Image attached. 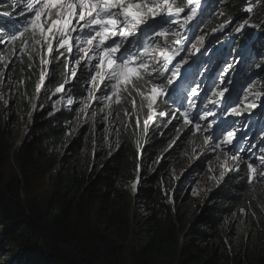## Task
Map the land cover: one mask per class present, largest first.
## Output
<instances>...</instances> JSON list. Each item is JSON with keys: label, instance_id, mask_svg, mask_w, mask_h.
Returning <instances> with one entry per match:
<instances>
[{"label": "trees", "instance_id": "16d2710c", "mask_svg": "<svg viewBox=\"0 0 264 264\" xmlns=\"http://www.w3.org/2000/svg\"><path fill=\"white\" fill-rule=\"evenodd\" d=\"M246 1L221 0L223 10L210 26L224 28L218 45L231 47L230 58L236 54L239 80L264 93V0H252L254 15L242 12ZM39 61L29 49L24 64L9 75L19 95L13 101L0 96V264H264V184L254 190L231 177L207 201L196 177L186 191L177 190L174 173L202 137L162 96L156 107L173 114L172 122L144 123L136 141L125 137L114 154L99 151L88 170L81 163L84 136L67 135L62 113L45 106L32 114L27 134L17 136L5 106L14 103L27 118ZM165 127L177 128V136L156 137ZM230 160L219 149L196 162L194 176H210ZM241 208L250 215L242 229L236 219Z\"/></svg>", "mask_w": 264, "mask_h": 264}, {"label": "snow or ice", "instance_id": "6c2138e0", "mask_svg": "<svg viewBox=\"0 0 264 264\" xmlns=\"http://www.w3.org/2000/svg\"><path fill=\"white\" fill-rule=\"evenodd\" d=\"M199 5L200 0H187L185 4H179L177 0H26L19 13L23 20L16 19L10 24L0 26V51L10 50L15 54L16 45L19 43L21 53L25 49L36 51L41 56V64H47L49 60L43 53L46 52L47 56L51 57L55 45L57 55L54 60H58L66 52L68 59L73 61L71 77L76 76V68L83 60L93 73L90 78L91 85L97 90L100 85H104L106 93L101 97H95L89 89V99L94 102L97 99L106 102L115 95L118 103L120 92H128V95H131V88L142 97V104L147 102L151 119L153 104L157 98L168 95L163 82L151 83V80L156 78L154 74L162 75L163 72L169 71V65H172L170 75L164 77L167 84L172 85L181 65L187 63V56H180V53L186 50H169L167 37L170 33L175 36L174 43L177 45L186 40L181 32L172 31V26L183 27L192 21ZM186 9L187 13L181 18ZM252 10L250 5L247 11ZM157 38H163V46ZM191 48L199 52L196 44H191ZM177 56H180V59L173 64ZM45 76L46 73H42L41 83ZM146 85H150L147 95L141 91ZM63 88L61 85L55 92L60 93ZM225 91L227 89L219 93L214 91L212 95L223 97ZM189 93L191 96L198 95L196 88L189 89ZM68 103L71 104L72 100L69 99ZM132 103L135 106L134 99ZM212 103L219 104L220 100ZM229 110L236 112V108L229 109L226 105L225 112ZM181 114L186 123L193 124L196 131L206 132L213 127V122L203 126L198 122L212 115L210 111L197 113L196 121L188 119L187 111ZM144 123L146 127L147 120ZM139 124L137 117L136 125ZM213 136L216 137V142L211 144L210 148L215 151L221 149L222 145H233L235 132L217 125L211 135L204 137L205 142L211 141ZM232 158L237 157L234 155ZM246 167L250 173L246 181L248 185L251 186L255 180L264 182V172L257 176V170L251 163ZM234 170L239 171V168ZM223 175L224 172H221V176ZM241 211L243 212V209Z\"/></svg>", "mask_w": 264, "mask_h": 264}, {"label": "clouds", "instance_id": "9594fccd", "mask_svg": "<svg viewBox=\"0 0 264 264\" xmlns=\"http://www.w3.org/2000/svg\"><path fill=\"white\" fill-rule=\"evenodd\" d=\"M3 15L4 14L0 15V17ZM11 18L12 19L10 20V16H7L5 17V19H2V21L8 22L19 19L17 12L14 13V15L11 16ZM4 25L7 24L3 22L0 23V26H4ZM73 50L76 51L75 47L73 48ZM26 52H29V49H25L24 53ZM17 54L19 53L13 54L10 50L0 51V57H2V59H0V80L4 81L6 77H9V75L17 68L18 65L24 64L25 59H23V57L21 56L17 57ZM43 54L45 58L49 60V63L41 64V56L39 55L40 61L33 75L34 76L33 96L39 90H47L48 92H50L47 95L43 94V97L47 102L46 107H48L53 111L54 104L58 105V108H60V111L58 112L64 115L63 123H64V127L66 128L67 135L68 136L72 135L73 138L75 137L79 138L81 136H84L85 149L88 146H90V149H92V154L94 157L99 151L102 153H105L107 151H109L111 154L116 153L121 148L125 140V137H128V139L131 142L136 141V139L140 137V133L144 125V122L147 120V122L152 123L156 121V118L159 116V112L156 109H152V113H151L152 118L149 119V115H150L149 109L147 110L146 113H142L145 110V108H147V102L144 101L142 104V99L136 98L133 95L130 96H132L135 99V106L131 104H123L126 106L120 107L119 105L121 103H117V102L114 103V99L116 98V96H112V99L110 101L105 102L97 99L94 102L93 100L89 99L88 96L89 89H91L95 97H101L102 94H105L106 92L99 93L96 90V88L91 85L90 78L93 73L92 71L89 70V68L86 65H84L81 62L78 67L79 71L76 73L74 80L72 78L69 79L67 78L68 75H66L67 73L66 70L63 71L64 56L60 57L58 60L53 59L57 55L55 51V45L51 57H48L46 52H44ZM3 73L5 75L1 77ZM42 73H46L44 80L46 79H51V80L47 82L43 80V85L40 86L39 84H41ZM66 81L68 82L66 83ZM61 85L64 86L63 91L60 93H56L55 89ZM77 86H81V89H83V91L77 92L76 91ZM192 88L195 87L189 85L188 87L184 88L182 92L187 93L189 89ZM119 95L120 97H123L125 95H128V92L124 93L121 91ZM160 97L161 96H159L156 101H159ZM211 97L212 96H210L209 98ZM69 98L72 100L71 104L68 103ZM201 106L205 107V103L203 105H197L198 108ZM106 112L108 114H106ZM187 113L189 115L188 110ZM257 115L258 114L255 113L252 116L253 119L258 118ZM137 117L139 118L140 121L139 126L136 125ZM189 117L192 120H196L197 111L194 113L192 117L190 115ZM212 118L214 119L213 116ZM172 120L173 119L169 120L168 124H170ZM90 125H93L94 129L90 128L89 127ZM165 132L168 134V137H171V139H173V137L177 136L178 134L177 128L165 127L159 129L156 137H162ZM255 133H254L255 135H252L251 146L247 148V150L244 152L245 157L237 156L238 159L236 163H235V159L232 158L233 156H231L226 151H223L225 152V154H228L231 157L230 162H225L221 165V167H224L226 169L225 171H223L224 172L223 176H221V172L219 171V168L213 169L210 176L205 174L200 176L191 175L190 179L186 181L185 186H189L188 183L190 182V180L192 182V179L197 178L199 187H201L200 190L201 194L204 191L203 184H205L207 186L206 195H209L211 191L222 185L223 182L228 178L232 177L236 179L238 183L242 181H247L250 173L246 165L249 163H251L253 167L256 168L257 176H259V173L264 172V157H262L264 156V151H261V149H264V146L261 144V140H260V136H262V132L260 131V128L258 131H255ZM197 135H201L202 140L196 141L195 138V146L193 147L195 152L193 153V156L196 155L198 152L199 153H198V158L195 160L193 166L199 160L203 161L208 158H211L219 150L217 149L213 151L210 148L211 144H206L204 137L209 135L207 132L200 131V133H198ZM146 139L147 137H145L143 141ZM177 140L178 138L176 139V141ZM173 144H175V142ZM199 146H203V148L199 150L198 149ZM139 148L140 146L138 147V149ZM165 153H159L161 155V158ZM192 157L190 159H192ZM260 157L262 158L259 159ZM250 158H252L251 161ZM237 167L239 168V171L234 170ZM227 169H233V170L228 171ZM195 170L196 167L194 171ZM190 172L191 170L188 169L184 174H181L180 170L174 173L176 177L175 188H177V190H179L180 192L186 191L188 189L187 187L182 189L183 185H181V183L183 182L185 176ZM180 176L181 179L179 178ZM263 184L264 182H262L261 185ZM257 185H260L259 180H255L251 186L247 184L248 187L254 190H257ZM241 209H243V212L241 211L236 217V219H238V221L240 222V229L247 227V223L250 217L249 213H247L244 208ZM252 214L255 216V218L258 221L260 220V217L257 214V212L254 211L252 212ZM262 214H263L262 217L264 219V206H262ZM247 233L249 234L248 231ZM12 264H17V262H14ZM18 264L20 263L18 262Z\"/></svg>", "mask_w": 264, "mask_h": 264}, {"label": "rangeland", "instance_id": "374dc122", "mask_svg": "<svg viewBox=\"0 0 264 264\" xmlns=\"http://www.w3.org/2000/svg\"><path fill=\"white\" fill-rule=\"evenodd\" d=\"M174 27L176 29L175 31H179V32L183 33L182 27H179L176 25ZM220 30L223 31L224 28L219 29V28L215 27V29H210L207 32L200 33L194 37L193 43L196 44L199 51H201L202 47L206 46L211 41L210 40L211 37L215 34H218ZM201 38H203L202 43L200 42ZM226 47L227 46H225V48ZM174 48H182V47H178L175 45ZM226 50H227V48H226ZM244 51H246V50H244ZM195 53H197V52L195 50H193L190 46L189 47V54L184 55V56H187V61H192L193 63H196L195 62L196 61L195 55L193 56V54H195ZM221 53H222V48L215 49V51L208 53L206 61L204 62L205 65L202 68L201 78H203V76L206 75L213 82L223 80L224 85H223L222 91H224L225 89L228 90L229 86L231 84H233V81L235 80L236 81L235 91H234L232 97L226 99V103L224 105V108L227 105L229 109L236 108V112H231L230 110L228 112L222 111L223 98L220 96H218V98H217V96H214V97L206 99L205 100V107L201 106L198 108L195 100H192V96L187 94L186 97H188L189 101H186L183 103V97H185L184 94L186 95V93L179 91L178 89L174 88L172 85H168L166 87L168 95L164 96V98L170 99L172 101L173 105H176L177 103L183 104L187 108V110L189 111V115L191 117L194 115V113L196 111H197V113H200V114L208 112V110L212 109V106H213L212 101H215L216 98H217V100H220L219 104H214V115H213L215 117L214 119L208 120V118H207V120L204 119V120L198 121L202 126L207 124L208 122H213V127L206 131L209 135H211L214 132L217 125H224L225 120L232 119V118L235 119L240 113L249 112V111L255 109L253 112H250L249 114H247L245 116H242L239 121H233V124L230 127L225 128L227 130L234 131L235 136L233 137V145H230V146L222 145L221 150L226 151L231 156L235 155L236 157L237 156L245 157L244 152L247 150V148H249L251 146L252 134L254 133V130H255V127L257 124V120H254L252 116L260 110L259 106H260L261 101L264 100V93L253 91L251 89L250 85L247 83H240L239 79H238V74L236 73V71L235 70L231 71V69H233L234 66L236 67V64H234L233 59L231 58L229 61L227 59L221 58ZM201 66H202V63L198 62L197 67L201 68ZM72 68L73 67H70L69 70L72 71ZM4 75L5 74L3 73L1 75V77H3ZM181 76H182V71L180 69L179 74L174 81V84L181 83V81H182ZM202 81H203V79H202ZM220 85H221V83H220ZM226 92L227 91L224 92V95L226 94ZM124 93H126V92H124ZM16 95H19V92L17 89V85L14 83V80L12 77H6V79L4 81L0 80V96L13 101L14 99H16ZM127 96L128 95L120 97L119 102H118V103H121L119 105L120 107L126 106L123 104L133 105L132 100H130V98ZM202 98H203V96L200 95L199 99L202 100ZM28 104H29V109L27 110V112H28L27 118H23V114L21 113L22 111L18 112L16 109V105L14 103L13 104L11 103L8 107H7V105L5 106L6 117L8 115H11L10 118L9 119L7 118L6 120L8 122V125L10 126V128L13 129L15 131V133H17V136L21 132L27 134L29 128H25L26 124L31 125V123H32L31 114L33 112V101H28ZM236 104H240V106L236 107L235 106ZM43 108H44L43 105L39 104L38 105V112H40ZM257 108H259V109H257ZM107 112H106V114H108ZM110 114H113V113H110ZM16 116H19L18 120L15 119ZM257 117L258 118H260V117L264 118V110H261L258 113ZM262 125L263 126L260 128V131L262 132V138H264V119L262 120ZM93 129H94V127H93ZM214 142H216L215 136H213V139L211 141L207 142L206 144H212ZM15 147H16V145H15ZM202 148H203V146L198 147L199 150H201ZM139 151H140V153L142 152L141 145H140ZM198 153L196 155H194L192 157V159L185 162L184 166H182V168L180 170L181 174H184L188 170V168L191 170V172L185 176L183 182L181 183V185H183L182 189L185 188L186 181H188V179H190L191 175H194L193 164L195 163V160L198 158ZM82 156H83V159H81V163H82V165H86L87 170H88V166L92 167L93 164L96 163L97 158H98V157L93 156L92 149H90V146H88L84 150V154ZM262 157H264V156H262ZM262 157H260L259 159H261ZM237 159H238V157L235 159V163H236ZM251 159L252 158H250V161H251ZM56 167H57V170L59 171V170H61L62 165L61 166L57 165ZM225 170L226 169L224 167L219 168L220 172H223ZM49 176L50 175L48 173L46 176L47 181L49 179ZM140 182H141L140 171L138 170L134 176L133 184L135 187H137L140 184ZM51 186L52 185L50 184V187ZM203 188H204L203 193L206 194L207 186L205 184H203ZM47 193L48 192H42L39 194V196L40 197H46ZM198 198L199 197H194V199H198ZM208 198H209V195H206L205 200L207 201ZM191 201L187 200L185 203H189ZM45 204H46V202L44 201L43 205L45 206Z\"/></svg>", "mask_w": 264, "mask_h": 264}, {"label": "bare ground", "instance_id": "6f19581e", "mask_svg": "<svg viewBox=\"0 0 264 264\" xmlns=\"http://www.w3.org/2000/svg\"><path fill=\"white\" fill-rule=\"evenodd\" d=\"M73 69V68H72ZM76 70H78L77 68H76ZM70 76H71V71H70ZM73 80H74V77H71ZM45 81V80H44ZM43 85V83H41V86ZM122 92H124V91H122ZM127 97H129V95L127 96ZM187 106V105H186ZM185 107V106H184ZM225 112V111H224ZM213 119L212 118V116L211 115H209L208 117H206L205 119ZM237 119V117L234 119V121ZM250 125V124H249ZM253 130V129H252Z\"/></svg>", "mask_w": 264, "mask_h": 264}, {"label": "built area", "instance_id": "2783aa9c", "mask_svg": "<svg viewBox=\"0 0 264 264\" xmlns=\"http://www.w3.org/2000/svg\"><path fill=\"white\" fill-rule=\"evenodd\" d=\"M50 175V174H49Z\"/></svg>", "mask_w": 264, "mask_h": 264}]
</instances>
